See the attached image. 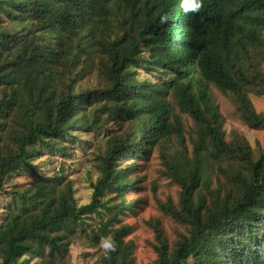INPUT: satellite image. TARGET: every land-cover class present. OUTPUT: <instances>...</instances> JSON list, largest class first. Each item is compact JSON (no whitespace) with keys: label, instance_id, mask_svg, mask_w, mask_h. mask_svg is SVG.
Returning a JSON list of instances; mask_svg holds the SVG:
<instances>
[{"label":"trees","instance_id":"trees-1","mask_svg":"<svg viewBox=\"0 0 264 264\" xmlns=\"http://www.w3.org/2000/svg\"><path fill=\"white\" fill-rule=\"evenodd\" d=\"M182 4L0 0L2 264H66L78 233L99 247L96 264H136L129 227L117 226L135 212L126 196L140 189L131 176L136 164L123 162L148 160L158 145L164 177L181 189L178 205L158 201L159 208L189 236L169 248L157 220L151 264H264V152L257 157L245 138L227 141L210 96V85L234 94L244 124L264 131V113L250 98L264 96V0H201L196 12ZM141 71L158 81L140 80ZM89 73L98 87L79 85ZM171 99L197 123L192 152ZM86 132L104 136L96 140L100 177L91 202L79 206L71 180L43 176L33 162L71 158L67 142ZM174 137L179 146L169 150ZM22 169L32 186L6 190ZM103 213L87 232L86 221ZM108 238L115 251L103 248Z\"/></svg>","mask_w":264,"mask_h":264},{"label":"rangeland","instance_id":"rangeland-1","mask_svg":"<svg viewBox=\"0 0 264 264\" xmlns=\"http://www.w3.org/2000/svg\"><path fill=\"white\" fill-rule=\"evenodd\" d=\"M264 73V62L261 64ZM158 75H148L144 71L140 72V80L158 81ZM171 78V77H169ZM99 80L94 73L79 77V85L85 88H96L99 86ZM210 96L212 102L219 106L222 115L223 130L226 133L227 141L238 142L245 138L259 157L264 152V131L250 130L243 122L238 113V104L234 94H223L214 85H210ZM253 107L257 113H264V96L250 95ZM174 112L179 116L184 124L186 144L189 150H193V140L196 138L197 123L188 114L181 111L178 106V100L171 99ZM107 127L111 130H118L115 123H110ZM122 133L121 131L119 134ZM77 141H68L67 144L74 146L69 148L71 158H62L57 155L47 154L33 164L36 170L43 176L62 175L73 182L75 190V199L79 206L89 204L93 190L90 189L91 182L96 181L100 177L98 169V148L99 144L96 140L101 137L94 133L86 132L77 135ZM178 138L174 137L168 144L170 148L179 146ZM94 142V143H90ZM100 142H102L100 140ZM162 148L158 145L153 149L150 159H138L135 161H125L123 166L136 164L134 173L131 174L134 180H138V191L129 193L126 196L127 202L135 203V212L122 216V223L117 225L119 228L129 227V233L125 238L126 242H130L134 248L133 260L136 264H151L157 258L155 245L157 235L154 225L158 220L164 229V235L168 241L169 248L175 247L184 236H189V229L177 224L171 218H168L160 210L158 201L166 203L171 200L177 204L180 201L181 189L166 177H164L165 165L162 159ZM46 153L49 151L46 150ZM63 170V171H62ZM6 180V190H23L31 187L34 183V177L26 169H22ZM8 177V178H9ZM223 183L224 177L219 178ZM218 177H213V187L218 186ZM7 195L0 194V215L4 205L7 203ZM118 200L115 201V203ZM92 215L86 223L90 226L86 227V231L90 232L91 228L98 225L101 218H107L108 214ZM100 254L99 247H94L91 242L87 241L80 233L73 240L69 253L66 256V264H96ZM39 259H34L30 264H40ZM0 264H2L0 260ZM56 264H61L60 262Z\"/></svg>","mask_w":264,"mask_h":264},{"label":"clouds","instance_id":"clouds-1","mask_svg":"<svg viewBox=\"0 0 264 264\" xmlns=\"http://www.w3.org/2000/svg\"><path fill=\"white\" fill-rule=\"evenodd\" d=\"M201 0H183L182 7L184 8L185 12L188 11H199L201 8ZM102 246L107 252L108 250L115 251L116 250V244L115 241L112 240L111 238L105 239L102 241Z\"/></svg>","mask_w":264,"mask_h":264}]
</instances>
